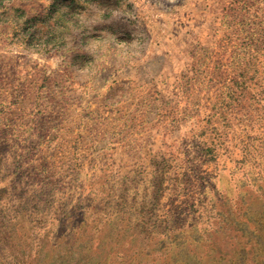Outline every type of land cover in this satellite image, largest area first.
I'll return each instance as SVG.
<instances>
[{
	"label": "rangeland",
	"instance_id": "1",
	"mask_svg": "<svg viewBox=\"0 0 264 264\" xmlns=\"http://www.w3.org/2000/svg\"><path fill=\"white\" fill-rule=\"evenodd\" d=\"M0 264H264V0H0Z\"/></svg>",
	"mask_w": 264,
	"mask_h": 264
}]
</instances>
